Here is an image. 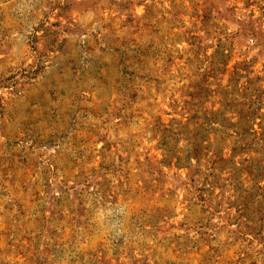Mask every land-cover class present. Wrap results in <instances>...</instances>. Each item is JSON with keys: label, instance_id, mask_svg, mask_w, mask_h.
I'll list each match as a JSON object with an SVG mask.
<instances>
[{"label": "rangeland", "instance_id": "rangeland-1", "mask_svg": "<svg viewBox=\"0 0 264 264\" xmlns=\"http://www.w3.org/2000/svg\"><path fill=\"white\" fill-rule=\"evenodd\" d=\"M235 83L264 0H0V264H264V117L200 137Z\"/></svg>", "mask_w": 264, "mask_h": 264}, {"label": "trees", "instance_id": "trees-1", "mask_svg": "<svg viewBox=\"0 0 264 264\" xmlns=\"http://www.w3.org/2000/svg\"><path fill=\"white\" fill-rule=\"evenodd\" d=\"M190 40H194L197 39V37L195 36H191L189 37ZM220 44V43H219ZM218 54H219V59L217 61L218 64V69L219 71H221V73H225L228 71V63H229V59L227 57H229V55L225 54L224 51H221V49L218 50ZM249 64L250 62L247 61H242V62H237L235 63L230 70V75H234L237 76L236 80L240 79V78H244L245 79V83H251L253 81V79H250L249 77ZM238 84V85H237ZM231 86V87H230ZM226 87H230L229 90H226V92L228 93V96H230L232 94V91H238L242 93V97L244 98V103H241L239 108L236 109H231V111H228L230 114H232V118H236V121L232 122L230 121V118H227L225 116L226 114V110L228 106L226 103L225 105L223 104L222 107L217 108L216 110H212V109H205V111H208L205 113L204 118L206 119L205 122L209 126V130L205 132V130L203 129V134L200 137H210L211 136V132L210 130L213 129L215 131V133H213V137H216V131L218 130H225L228 127L232 128L233 132L236 133V135H239L240 137H244V134L246 133H251V134H255V135H261L262 132H258L256 130H254V124H255V120L257 117L259 118H263L264 117V112L263 113H258L257 110H260L261 107H252V94L250 95V93H247V89L248 87H246V85H239V83H235V84H227ZM228 89V88H227ZM249 94V96L247 97L246 95ZM248 99V103H246L245 101ZM228 101L227 99V95L223 97V103ZM252 107V109H250ZM233 110V111H232ZM207 113L209 115V117L207 118ZM194 114V113H193ZM193 114L191 116H187L186 117V122L184 123V125H188L190 119L193 117ZM217 125V127L215 126ZM257 125L259 126V128H262V123L259 122L257 123ZM208 143L207 145L202 146L203 150H207L208 148ZM208 151H206V153L204 155H207ZM234 155L230 154L228 159H232L233 160ZM192 158L191 155L188 156V160ZM193 158L196 159V161H199L201 156L200 155H193ZM208 159H211V157H208ZM220 160H225L222 159L220 157ZM252 157H249L247 159V167H253L255 169L249 170L248 173L250 174L251 177V182L252 184V188L250 189L251 191V195H254L255 191H259L261 192L260 197H263L264 195V184L260 185V183L264 180V163H259L257 162V165H255V161ZM214 163V161H213ZM177 166H179V164L176 162L175 163ZM233 169H238V166L235 165V162L233 163ZM255 188V189H254ZM259 232L264 234V219L260 222V226H259Z\"/></svg>", "mask_w": 264, "mask_h": 264}]
</instances>
